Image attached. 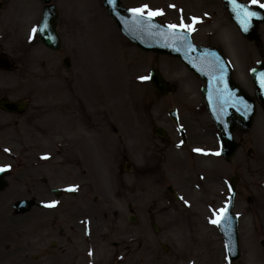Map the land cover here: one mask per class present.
Instances as JSON below:
<instances>
[{"label":"rangeland","instance_id":"1","mask_svg":"<svg viewBox=\"0 0 264 264\" xmlns=\"http://www.w3.org/2000/svg\"><path fill=\"white\" fill-rule=\"evenodd\" d=\"M54 1L61 16L60 52L45 49L36 35L30 39L41 18L36 0H17L16 32L11 29L5 39L0 30L1 49L15 64L14 70L0 75V96L30 102L22 116L0 113V166H10L8 186L0 194V225L5 218L22 224L10 237V248H19L32 264H187L179 259L187 244L196 254L188 264H229L224 239L210 220L215 210L225 207L230 180L239 175L234 213L239 214L241 258L233 264H264L261 108L252 130L236 132L239 150L233 160L213 155L219 151L217 131L205 110L198 79L180 63L128 43L117 33L102 0ZM241 1L258 7L251 0ZM122 3L162 10L155 17L163 24L200 18L192 31L194 42L221 49L233 65L235 81L254 96L249 74L264 60V50L259 53L254 43L240 36L218 0ZM259 32L264 47V25ZM66 57L71 60L69 69L61 64ZM153 67L177 86L176 93L160 96L149 80L139 79L149 76ZM173 108L186 130V146L168 117ZM86 122L91 125L83 126ZM157 127L170 139L161 143L153 134ZM126 164H131L128 171ZM170 185L183 199L169 197ZM71 186H78L75 194L67 193ZM51 188L62 193L55 196ZM26 198L38 204L59 203L54 210H13L16 201ZM83 212L97 220L98 236L93 238L81 224ZM25 230L28 235L23 237ZM96 246L106 252L99 253Z\"/></svg>","mask_w":264,"mask_h":264},{"label":"water","instance_id":"2","mask_svg":"<svg viewBox=\"0 0 264 264\" xmlns=\"http://www.w3.org/2000/svg\"><path fill=\"white\" fill-rule=\"evenodd\" d=\"M41 1L48 3L50 0ZM223 2L242 35L260 44L261 40L257 29L260 23H264L263 9H252L247 6L249 10L258 12L259 16L253 17L249 23L248 30L244 31L240 20L237 18V13L234 11L231 0H223ZM104 3L110 14L114 17L121 32L136 46L144 51L156 52L158 54L177 58L197 77L203 79L206 84L202 89L203 97L214 124L220 131L221 154L226 159H231L236 151L233 131L238 124L245 130L252 127L255 105L251 98L233 82L231 67L222 53L215 48L198 47L194 45L190 33H185L188 36L187 42L175 39L172 35L173 30H170L168 26L159 25L152 18L149 22V18L142 16L140 20L137 21L131 11L119 7V0H114V3H110L109 0H104ZM237 3L240 4L238 0ZM125 11L130 14L129 17H125L121 14ZM44 14L40 29H43L44 23L47 24V29L39 31V39L48 48L57 51L60 49L59 40L55 32L57 13L55 8L50 6L45 9ZM176 31L178 32L179 29ZM189 44L191 48L188 47ZM217 56L220 59V63L216 62ZM5 65L6 67L11 66L9 64ZM65 65H69L68 60L65 61ZM221 65L224 69L223 74L220 72ZM262 71H264V62L258 65L256 72L252 71L251 79L256 96L264 109V88H261L258 79ZM150 80L155 90L161 94L174 91L171 85L166 84L157 69L152 71ZM245 103L250 107V111H244ZM0 106L9 112H23L26 108V104L23 102L7 103L5 100L1 102ZM171 116L177 121L175 113H171ZM237 117H239L241 121L237 120ZM157 134L161 135V132L158 131ZM4 175V172H0V192L6 185ZM237 181L238 179L234 178L231 184V200L229 198L230 203L228 204V210L231 214ZM32 205V201H25L15 204L14 207L21 212H26ZM237 227L238 220L233 214L231 223H224L223 226H219L225 237L227 246L231 244L234 250V255L228 252V255H231L232 261H236L240 257Z\"/></svg>","mask_w":264,"mask_h":264},{"label":"snow or ice","instance_id":"3","mask_svg":"<svg viewBox=\"0 0 264 264\" xmlns=\"http://www.w3.org/2000/svg\"><path fill=\"white\" fill-rule=\"evenodd\" d=\"M110 3H114V0H109ZM232 5L234 6V11H236L237 13V18L240 20L241 25L244 28V31L248 30L249 27V23L251 21V19L253 17H257L259 16V13L256 11H251L249 10V8L243 4H238L237 0H231ZM251 4L254 6H258L261 9H264V0H251ZM174 7V5H173ZM147 9V13L146 15L149 17V22L151 21L152 17L158 16V15H162V10H155L153 11L152 9H149L147 5H144L142 7L139 8H132L130 9V11L134 14L135 18L137 19V21L140 20V18L145 15V10ZM192 23H184L183 20L181 21V23L179 25L176 24H169L168 28L172 31V35L175 39L181 40V41H188V36L185 33H191L192 31L195 30L194 25L201 22L200 18L198 17H192L191 18ZM47 29V24L44 23L43 25V29L34 27L32 29V35L30 36L31 38H34V36L37 34L38 31L41 30H46ZM179 29V31L177 32L176 30ZM189 48H191V45H188ZM216 62L220 63V59L217 56L216 57ZM223 66L221 65L220 67V72L221 74H223ZM253 72H256V69L252 70ZM222 78V75H221ZM139 79L141 80H148L150 79L149 76H141L139 77ZM259 83L261 88H264V71L260 72L259 74ZM244 111H250V107L245 103L244 104ZM183 143V141L181 142ZM195 151L197 152H203V149H195ZM208 154V153H205ZM213 155H220L221 153L219 151L212 153ZM45 159L48 158V156L44 157ZM10 166H0V172H4L7 168H9ZM230 190H231V186ZM78 189V186H71L69 187L67 190L68 191H76ZM181 199H183V197H181ZM231 200V198H230ZM230 202V201H229ZM59 203V201H50L46 204V207H55L57 204ZM184 203L187 204L188 201L184 200ZM237 216L239 214H236ZM214 217L213 219L210 220V223L214 224V225H218V226H223L224 223H231L232 221V214L229 212L228 210V206L226 204L225 207L220 208L218 210H215L214 213ZM227 250L231 255H234V250L231 247V244H229L227 246ZM89 255H92V252H89ZM231 255L226 256L225 259L228 260L229 264H231Z\"/></svg>","mask_w":264,"mask_h":264},{"label":"bare ground","instance_id":"4","mask_svg":"<svg viewBox=\"0 0 264 264\" xmlns=\"http://www.w3.org/2000/svg\"><path fill=\"white\" fill-rule=\"evenodd\" d=\"M80 220H81V224L86 228H88L93 233V238L95 235L97 236L99 235V233L97 232L98 222L97 220L92 219L91 215H89L87 212H83ZM21 225L22 224L19 219L18 220L15 218L3 219L2 224L0 225V238L4 239L1 242V247L3 246L4 249L3 251H0V264H32L27 257L21 256L22 251H20L19 248H15V247L10 248V245L8 244L10 242L9 239L11 235L14 234L15 231L20 230ZM22 235L23 237H26L28 235L27 230H25ZM95 250L96 251L98 250V252L100 251L103 253L106 252V248L102 246L101 247L96 246ZM182 251H184L185 253L184 255H181V257L179 256V259L186 261L187 264L195 261L196 259V256H194L195 251L191 246L185 244ZM207 257L210 258V252L208 253ZM148 264H151V262L148 261Z\"/></svg>","mask_w":264,"mask_h":264},{"label":"flooded vegetation","instance_id":"5","mask_svg":"<svg viewBox=\"0 0 264 264\" xmlns=\"http://www.w3.org/2000/svg\"><path fill=\"white\" fill-rule=\"evenodd\" d=\"M17 0H0V23L5 24V22L11 23L15 22L17 25V19H15L14 6L16 4ZM10 30V26L8 27ZM0 55L1 54V47H0ZM5 71L0 70V73H3Z\"/></svg>","mask_w":264,"mask_h":264}]
</instances>
